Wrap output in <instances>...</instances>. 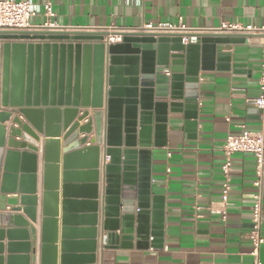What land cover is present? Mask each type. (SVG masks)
I'll return each instance as SVG.
<instances>
[{
  "label": "water",
  "instance_id": "obj_1",
  "mask_svg": "<svg viewBox=\"0 0 264 264\" xmlns=\"http://www.w3.org/2000/svg\"><path fill=\"white\" fill-rule=\"evenodd\" d=\"M104 32H0V124L12 119L5 154V173L0 189V210L6 204L11 212H23L36 222V181L39 135L46 137L43 166V210L40 264H57L58 191L62 162L63 242L61 264H69L66 254L69 233L68 199L75 176H86L90 186L92 223L100 212V181L103 183L104 218L101 233L104 249L161 248L163 238V197L152 196L149 169L125 162L126 150L144 147L143 140L154 127L165 130L171 114H185L188 125H197V87L201 72L213 69L214 60L227 57L219 47L244 43L233 35H199L183 43L179 34L128 33L123 43L110 45ZM7 41V42H6ZM16 41V42H15ZM33 41V42H25ZM47 41V42H45ZM84 109L82 117L78 118ZM94 111L85 126L80 123ZM78 119V120H77ZM77 120V121H76ZM63 136V157L59 140ZM95 134L93 146L83 148ZM6 131L0 126V167ZM20 138L21 141L15 139ZM21 151V152H20ZM103 155L101 156V152ZM109 158V159H108ZM22 163L18 175L13 165ZM1 169V168H0ZM16 169V168H15ZM80 169L82 172H76ZM20 180L21 185L17 183ZM15 191L18 198H7ZM0 219L4 216L0 215ZM22 230H9L20 236L21 246L30 255V235L35 231L20 216ZM95 238V228L91 231ZM34 240V238H33ZM90 255L82 257L96 264L95 243ZM35 255V253H34ZM16 258H9V261ZM30 264V256L21 258ZM33 262L35 257L31 258Z\"/></svg>",
  "mask_w": 264,
  "mask_h": 264
},
{
  "label": "crops",
  "instance_id": "obj_2",
  "mask_svg": "<svg viewBox=\"0 0 264 264\" xmlns=\"http://www.w3.org/2000/svg\"><path fill=\"white\" fill-rule=\"evenodd\" d=\"M3 1V0H0ZM22 1V0H15ZM42 6L44 0H31ZM57 22L64 27L83 28L113 35L112 29L140 30L148 24H183L190 29L217 30L223 24L241 26H264V0H52ZM33 25L45 22L43 16L31 20ZM219 35V34H211ZM199 36V35H198ZM245 42L219 47L227 57L214 60L213 69L201 72L197 87L198 112L197 125H188L185 114H171L165 130L156 133L149 128L143 140L144 147L126 150L124 160L127 163L149 169L152 196L163 197V238L161 248L154 247L148 241L147 249H138L132 243V249H104L101 233L104 218L103 183L100 181V212L97 225L92 223L91 201L92 183L86 176H75L70 181L74 188L68 199L74 202L69 207L67 224L70 230L65 241L68 242L69 264H88L82 257L90 255V244L95 243L96 264H254L250 255L252 245L248 239L251 229L253 196L256 192V161L253 155L239 153L232 158L231 192L226 220L221 212L223 165L225 156L223 147L230 134L241 132L245 126L249 132L264 131V110L248 105L247 100L261 97L260 77L262 64V46L264 36L235 34ZM2 44V41H0ZM7 42V41H6ZM16 42V41H15ZM33 42V41H25ZM47 42V41H45ZM123 43V42H122ZM186 45V44H185ZM1 80V67H0ZM1 110V109H0ZM82 109L78 118L82 117ZM80 123L85 126L93 118L94 111ZM0 124L6 131L5 146L0 169V189L5 173V154L13 149L7 146L12 119ZM228 119L230 121H228ZM78 120V119H77ZM76 120V121H77ZM63 136L59 139L60 154L63 157ZM88 142L83 148L93 146L95 134L80 135ZM21 141L20 138L15 139ZM44 135H39L36 153V222H32L23 212L12 213L13 206L6 204L0 210V264H25L21 258L30 256V264H40V240L42 232L43 210V166ZM21 152V151H20ZM103 151L101 152V156ZM109 159V158H108ZM14 172L22 173V163L13 165ZM16 168V169H15ZM76 172H82L76 169ZM62 162L58 191L57 225V264H61L63 242V186ZM20 180L17 183L19 187ZM10 191L7 198H18ZM264 193V181H263ZM1 196V194H0ZM1 206V203H0ZM8 216H20L35 231L30 235L32 252L26 255L21 246L10 248L9 244L25 243L20 236H9V230H22V223L9 220ZM262 234L264 237V198L262 214ZM95 228V238L92 230ZM34 238V240H33ZM16 260L9 261V258ZM35 257V261L31 258ZM260 258L264 264V245Z\"/></svg>",
  "mask_w": 264,
  "mask_h": 264
},
{
  "label": "built area",
  "instance_id": "obj_3",
  "mask_svg": "<svg viewBox=\"0 0 264 264\" xmlns=\"http://www.w3.org/2000/svg\"><path fill=\"white\" fill-rule=\"evenodd\" d=\"M43 16L45 22L41 25H33L31 20L34 17ZM83 28H71L61 26L57 22V16L53 8L52 0H44L42 6L33 4L31 0H3L0 1V32L34 33V32H93ZM113 35L107 39L110 45L121 44L124 34L147 33V34H179L183 35V43L188 44L189 39L196 40L198 35H261L264 36V26L257 28L254 26H241L237 24L225 23L217 30H197L186 27L182 20L179 24L158 23L145 25L140 30H118L112 29ZM261 97L257 100H247L248 105H254L260 110H264V44L262 46V64L260 77ZM228 121H230L228 119ZM239 134H230L223 147L225 163L223 165V178L221 201L224 209L221 212L223 219L226 220L227 208L231 205L229 194L231 192V170L233 166L232 158L235 154L244 153L254 156L256 161V180L253 196L251 229L248 239L251 242L252 250L250 255L254 259V264H262L260 254L264 245L262 232L263 214V181H264V131L249 132L245 126L240 127Z\"/></svg>",
  "mask_w": 264,
  "mask_h": 264
}]
</instances>
